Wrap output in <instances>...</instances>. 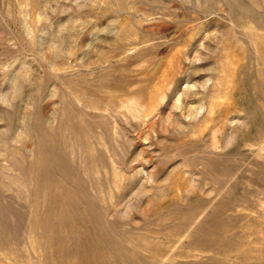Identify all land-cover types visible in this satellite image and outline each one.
I'll use <instances>...</instances> for the list:
<instances>
[{
	"label": "rangeland",
	"instance_id": "obj_1",
	"mask_svg": "<svg viewBox=\"0 0 264 264\" xmlns=\"http://www.w3.org/2000/svg\"><path fill=\"white\" fill-rule=\"evenodd\" d=\"M0 264H264V0H0Z\"/></svg>",
	"mask_w": 264,
	"mask_h": 264
}]
</instances>
